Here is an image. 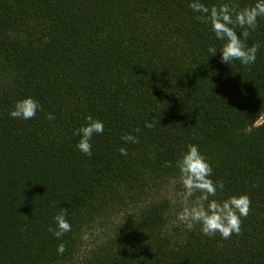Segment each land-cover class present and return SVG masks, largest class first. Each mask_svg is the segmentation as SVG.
I'll return each mask as SVG.
<instances>
[{"label": "trees", "instance_id": "obj_1", "mask_svg": "<svg viewBox=\"0 0 264 264\" xmlns=\"http://www.w3.org/2000/svg\"><path fill=\"white\" fill-rule=\"evenodd\" d=\"M264 0H0V264H264Z\"/></svg>", "mask_w": 264, "mask_h": 264}, {"label": "rangeland", "instance_id": "obj_2", "mask_svg": "<svg viewBox=\"0 0 264 264\" xmlns=\"http://www.w3.org/2000/svg\"><path fill=\"white\" fill-rule=\"evenodd\" d=\"M262 120H264V114L262 115L261 119L259 120V122L257 124H259L260 122H262Z\"/></svg>", "mask_w": 264, "mask_h": 264}]
</instances>
